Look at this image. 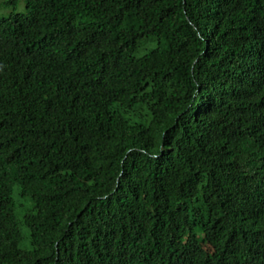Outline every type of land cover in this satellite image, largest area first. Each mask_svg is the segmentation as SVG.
<instances>
[{
	"label": "trees",
	"instance_id": "1",
	"mask_svg": "<svg viewBox=\"0 0 264 264\" xmlns=\"http://www.w3.org/2000/svg\"><path fill=\"white\" fill-rule=\"evenodd\" d=\"M18 1L0 264H264V0Z\"/></svg>",
	"mask_w": 264,
	"mask_h": 264
},
{
	"label": "rangeland",
	"instance_id": "2",
	"mask_svg": "<svg viewBox=\"0 0 264 264\" xmlns=\"http://www.w3.org/2000/svg\"><path fill=\"white\" fill-rule=\"evenodd\" d=\"M0 1H5V0H0ZM14 11L16 13H22L25 14L26 9L24 8L23 0H19L16 7L14 8ZM12 12V9L6 8V7H0V16H7ZM24 230V229H22ZM28 246V237L27 235H23V241L21 243L22 248H27Z\"/></svg>",
	"mask_w": 264,
	"mask_h": 264
}]
</instances>
